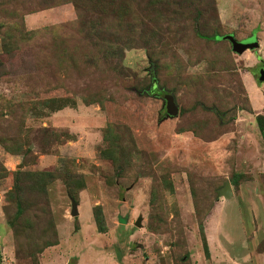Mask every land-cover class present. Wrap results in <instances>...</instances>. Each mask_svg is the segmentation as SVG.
Wrapping results in <instances>:
<instances>
[{
    "label": "rangeland",
    "instance_id": "rangeland-1",
    "mask_svg": "<svg viewBox=\"0 0 264 264\" xmlns=\"http://www.w3.org/2000/svg\"><path fill=\"white\" fill-rule=\"evenodd\" d=\"M263 68L264 0H0V264H264Z\"/></svg>",
    "mask_w": 264,
    "mask_h": 264
},
{
    "label": "water",
    "instance_id": "water-1",
    "mask_svg": "<svg viewBox=\"0 0 264 264\" xmlns=\"http://www.w3.org/2000/svg\"><path fill=\"white\" fill-rule=\"evenodd\" d=\"M229 41L232 44V49L234 52L238 54H242L246 50H256L259 47L257 39L253 36L249 39L240 41V42H235L231 37L228 38ZM258 82H264V68L259 71V77L257 79ZM163 104L165 105L166 108V114L165 117H177L179 110L177 105L174 102V98L172 95L165 93L163 96ZM220 195H223L225 198H228L232 194V190L230 187L229 182H226L224 187H222L219 190ZM71 202V210L70 214L72 217H77L78 216V210H77V202L70 198ZM136 227L140 226L139 221L135 223Z\"/></svg>",
    "mask_w": 264,
    "mask_h": 264
},
{
    "label": "trees",
    "instance_id": "trees-1",
    "mask_svg": "<svg viewBox=\"0 0 264 264\" xmlns=\"http://www.w3.org/2000/svg\"><path fill=\"white\" fill-rule=\"evenodd\" d=\"M150 74H151L152 78L154 79L155 78L154 69H151ZM254 120H255V123L257 126V130H258V132H259V134L263 140V144H264V115H257Z\"/></svg>",
    "mask_w": 264,
    "mask_h": 264
},
{
    "label": "flooded vegetation",
    "instance_id": "flooded-vegetation-1",
    "mask_svg": "<svg viewBox=\"0 0 264 264\" xmlns=\"http://www.w3.org/2000/svg\"><path fill=\"white\" fill-rule=\"evenodd\" d=\"M261 70V69H260Z\"/></svg>",
    "mask_w": 264,
    "mask_h": 264
}]
</instances>
